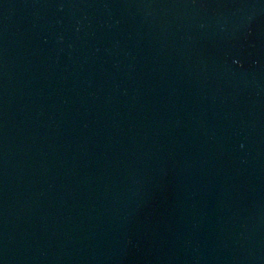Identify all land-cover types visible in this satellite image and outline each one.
I'll use <instances>...</instances> for the list:
<instances>
[{
  "label": "water",
  "instance_id": "1",
  "mask_svg": "<svg viewBox=\"0 0 264 264\" xmlns=\"http://www.w3.org/2000/svg\"><path fill=\"white\" fill-rule=\"evenodd\" d=\"M0 264H264V0H0Z\"/></svg>",
  "mask_w": 264,
  "mask_h": 264
}]
</instances>
